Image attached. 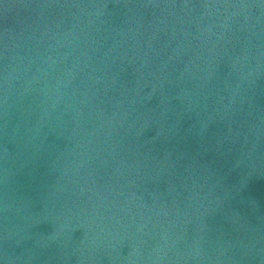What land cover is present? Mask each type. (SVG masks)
I'll use <instances>...</instances> for the list:
<instances>
[{
	"label": "water",
	"instance_id": "95a60500",
	"mask_svg": "<svg viewBox=\"0 0 264 264\" xmlns=\"http://www.w3.org/2000/svg\"><path fill=\"white\" fill-rule=\"evenodd\" d=\"M0 264H264V0H0Z\"/></svg>",
	"mask_w": 264,
	"mask_h": 264
}]
</instances>
